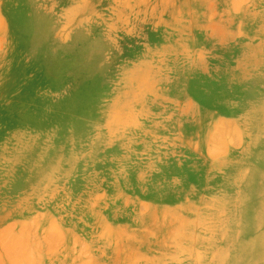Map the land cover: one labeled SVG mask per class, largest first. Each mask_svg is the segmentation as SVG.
<instances>
[{
    "label": "rangeland",
    "instance_id": "rangeland-1",
    "mask_svg": "<svg viewBox=\"0 0 264 264\" xmlns=\"http://www.w3.org/2000/svg\"><path fill=\"white\" fill-rule=\"evenodd\" d=\"M263 66L264 0H0V264H264Z\"/></svg>",
    "mask_w": 264,
    "mask_h": 264
},
{
    "label": "bare ground",
    "instance_id": "bare-ground-1",
    "mask_svg": "<svg viewBox=\"0 0 264 264\" xmlns=\"http://www.w3.org/2000/svg\"><path fill=\"white\" fill-rule=\"evenodd\" d=\"M58 60H64V59L59 58ZM261 68L262 69L260 73L264 75V66ZM135 71L136 70L133 71V69H129V70L123 69L120 71L119 81L115 82V87L119 88V93L117 95L118 97L117 98L118 101L116 105L117 107L118 106L125 107L124 104L127 98L132 94L133 88L131 87L130 82L128 81V78ZM85 84L87 85L90 84L91 86H96L97 88L99 84L101 83H99V80L97 78L92 76L86 79ZM53 85L54 84L52 83L51 86ZM84 95H85V92L81 90H79V92L73 95L74 99L76 100L74 104L75 107H69V109L71 110L78 109L79 108L78 101L80 103L83 98L82 96ZM61 106L64 107V104L60 103L59 107ZM117 107H114V109H112L109 112V114H111L112 123H117L121 121V119L114 112V110L117 109ZM49 110L52 111V113H54L55 111H58L59 109L55 107L54 103H51L49 104ZM242 110L245 116V121H249V122L252 121L254 123L253 127L248 130L249 134L247 133L248 135H250V138H251V142L249 145V151L256 153L262 160H264V96L263 94L261 93L260 99L257 103H254L253 105L246 103ZM59 112L61 111L59 110ZM82 130H85V129H84V126L80 123H75L74 125L69 126V131H72L74 133L81 132ZM102 136L103 134H99L96 137L89 138L88 140L92 144V143H95L97 140H99ZM58 168H59V165L57 164L56 169ZM234 168L236 169L238 168L236 171L238 174L235 173L234 175L235 182L233 183L231 191H233L234 194L242 191V187H240L239 184L241 182L243 183L244 181H247L248 179L252 178L253 186L249 185L246 192L249 195L248 196L249 200H255L257 204L256 206H252L254 207L252 209H250L249 207L245 208L244 211L235 209L232 215L237 218V221L228 226L227 225L225 226L226 231L229 230V231L234 232L235 235H241L243 233L244 234L248 233L251 229L256 227V223L258 222V219L264 220V218L260 217V216L264 217V186H261L260 189L255 187L256 179L260 180L263 178L264 180V171L261 167L259 168L255 166H252L250 169L247 168L246 170H243V168L240 169V165L237 167L235 166ZM254 190L257 191L256 194L253 193Z\"/></svg>",
    "mask_w": 264,
    "mask_h": 264
}]
</instances>
